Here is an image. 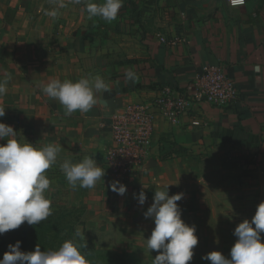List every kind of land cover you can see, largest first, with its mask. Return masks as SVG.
<instances>
[{
  "label": "crops",
  "instance_id": "obj_1",
  "mask_svg": "<svg viewBox=\"0 0 264 264\" xmlns=\"http://www.w3.org/2000/svg\"><path fill=\"white\" fill-rule=\"evenodd\" d=\"M63 3L53 20L45 15L57 8L52 0H0V81L8 80L0 122L13 127L20 143L61 146L45 172L51 181L46 197L81 207L87 231L108 229L122 216L144 217L155 191L169 184V196H187L177 202L180 209L188 207L203 221L216 209L253 216L264 199V0H245L239 8L226 0H123L112 22L89 19L83 3ZM204 65L224 69L237 100L227 108L193 105L176 124L158 119L146 167L125 184L123 196L111 191L103 166L109 136L101 125L124 105L152 97L159 86L183 89ZM129 69L139 77L135 83L125 80ZM96 75L111 91L98 94L101 103L88 113L65 116L62 105L40 89L52 78L75 82ZM85 156L105 176L92 189L74 190L59 166ZM141 191L147 196L143 205L134 198ZM218 199L223 207L214 205ZM149 224L147 230L154 228Z\"/></svg>",
  "mask_w": 264,
  "mask_h": 264
},
{
  "label": "clouds",
  "instance_id": "obj_2",
  "mask_svg": "<svg viewBox=\"0 0 264 264\" xmlns=\"http://www.w3.org/2000/svg\"><path fill=\"white\" fill-rule=\"evenodd\" d=\"M57 5L45 15L55 20L58 9L66 7L63 0H52ZM74 4L83 3L88 18L99 17L105 22L116 20L123 0H103L95 3L92 0H71ZM232 6L243 5L244 0H229ZM256 71L260 68L257 66ZM139 77L129 69L125 80L135 83ZM8 80L0 81V96L7 92ZM44 95L58 101L64 109L65 116L74 112L88 113L94 106L101 103L98 94L110 92L111 88L101 76L82 77L78 81L52 78L40 86ZM5 116V108L0 107V118ZM17 132L13 127L0 122V140H6L0 145V235L9 230L19 228L23 223L29 226L38 225L52 214L51 200L45 195L50 189L51 181L45 172L57 162L61 150L59 144L49 143L42 148H36L27 142L20 143L15 138ZM60 170L72 189H92L105 176V171L97 165L92 156H85L80 162L73 163L64 160ZM170 185V184H169ZM154 193L153 203L143 213L145 218L154 221V228L146 240L149 252L157 251L152 264H188L193 259V249L198 244L195 226L185 224L181 219V209L178 201L183 193L169 196L168 186ZM111 191L123 196L127 188L119 181L109 184ZM138 203L143 205L146 194L141 191L134 194ZM264 233V201L255 209L251 221L244 219L233 231L236 240L226 258L219 251H211L201 259L211 264H264V243L261 242ZM77 229L75 237H82ZM20 241L8 245V251L3 254L0 264H90L80 251L84 244L65 240L58 249L42 251L37 244L33 251H20Z\"/></svg>",
  "mask_w": 264,
  "mask_h": 264
},
{
  "label": "rangeland",
  "instance_id": "obj_3",
  "mask_svg": "<svg viewBox=\"0 0 264 264\" xmlns=\"http://www.w3.org/2000/svg\"><path fill=\"white\" fill-rule=\"evenodd\" d=\"M186 197L183 195V202L188 201ZM50 200L52 214L46 220L33 226L25 222L19 228L0 235V259L8 251V245H14L16 241L21 242L20 251L24 252L33 251L37 244L42 251H47L58 249L65 240H73L77 244L85 243L86 247L80 251L90 264H152L153 258L158 254L157 251L149 252L146 246L145 239L150 237L153 227L147 230L145 226L147 222L154 226L151 218L141 216L132 220L131 216H122L115 224L113 222L108 226V229L87 231L81 207L60 198ZM218 204L223 207L222 200H214V205ZM188 210V207H182V221L189 226L198 227L195 231L198 244L193 249L194 256L188 264H211L210 261L201 259L211 251H219L226 258H230L229 251L236 240L233 235L234 228L244 219L251 221L249 217H252H245L232 211L221 214V209H216L218 213L207 215V221H203L204 216L189 215ZM77 229L84 236L75 237ZM26 230L28 233L22 235ZM261 242L264 243V233H261Z\"/></svg>",
  "mask_w": 264,
  "mask_h": 264
},
{
  "label": "built area",
  "instance_id": "obj_4",
  "mask_svg": "<svg viewBox=\"0 0 264 264\" xmlns=\"http://www.w3.org/2000/svg\"><path fill=\"white\" fill-rule=\"evenodd\" d=\"M230 8L232 6L226 0ZM164 41L163 38H161ZM238 98L234 83L219 66L204 65L183 89L159 86L147 100L129 103L113 112L101 125L109 136L103 166L113 181L130 183L146 167L154 146V128L158 119L176 124L193 105L230 107Z\"/></svg>",
  "mask_w": 264,
  "mask_h": 264
},
{
  "label": "trees",
  "instance_id": "obj_5",
  "mask_svg": "<svg viewBox=\"0 0 264 264\" xmlns=\"http://www.w3.org/2000/svg\"><path fill=\"white\" fill-rule=\"evenodd\" d=\"M28 233V230L22 232V235H26Z\"/></svg>",
  "mask_w": 264,
  "mask_h": 264
}]
</instances>
